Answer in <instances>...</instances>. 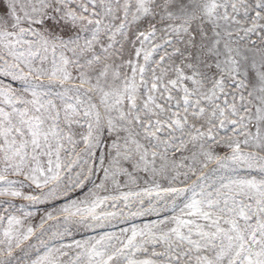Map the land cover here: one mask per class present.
<instances>
[{
    "label": "snow or ice",
    "instance_id": "1",
    "mask_svg": "<svg viewBox=\"0 0 264 264\" xmlns=\"http://www.w3.org/2000/svg\"><path fill=\"white\" fill-rule=\"evenodd\" d=\"M0 264H264V0H0Z\"/></svg>",
    "mask_w": 264,
    "mask_h": 264
}]
</instances>
